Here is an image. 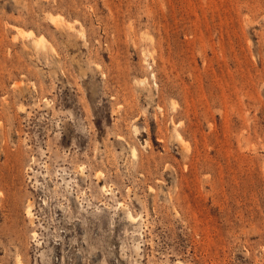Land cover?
<instances>
[{"label":"rangeland","instance_id":"rangeland-1","mask_svg":"<svg viewBox=\"0 0 264 264\" xmlns=\"http://www.w3.org/2000/svg\"><path fill=\"white\" fill-rule=\"evenodd\" d=\"M0 264H264V0H0Z\"/></svg>","mask_w":264,"mask_h":264},{"label":"bare ground","instance_id":"bare-ground-1","mask_svg":"<svg viewBox=\"0 0 264 264\" xmlns=\"http://www.w3.org/2000/svg\"><path fill=\"white\" fill-rule=\"evenodd\" d=\"M29 212H30V210H29ZM133 220V219H132Z\"/></svg>","mask_w":264,"mask_h":264}]
</instances>
